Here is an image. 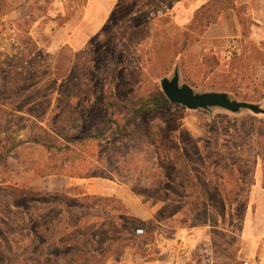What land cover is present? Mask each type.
I'll return each instance as SVG.
<instances>
[{"label":"rangeland","instance_id":"1","mask_svg":"<svg viewBox=\"0 0 264 264\" xmlns=\"http://www.w3.org/2000/svg\"><path fill=\"white\" fill-rule=\"evenodd\" d=\"M180 1L0 0V186L24 190H0V264H186L190 233L231 258L264 171V114L135 110L175 69L264 108V24L209 0L180 26ZM85 179L127 199L63 191Z\"/></svg>","mask_w":264,"mask_h":264},{"label":"crops","instance_id":"2","mask_svg":"<svg viewBox=\"0 0 264 264\" xmlns=\"http://www.w3.org/2000/svg\"><path fill=\"white\" fill-rule=\"evenodd\" d=\"M208 1H180V3L174 6V9H176L174 22L180 26L189 24ZM236 4H248L250 6L249 11L253 14V20L255 21L254 25L260 27L261 24H264V6H261L256 0H236ZM221 19L216 23L224 25ZM218 37L224 39L226 36L219 35ZM85 180L87 181L83 183L79 180L77 182L71 180L64 186L63 191L71 195H87L101 193L104 190V194L127 199L126 190L121 186L100 184L95 180ZM139 216L142 219L148 217L145 216L144 211L139 212ZM231 233L234 232L231 231ZM192 234H189L190 239H186V264H264V171L261 164L257 165L253 173V179L247 193L242 229L237 234L238 239L236 245L238 247H232L234 253H231V258L217 253L214 249L210 251L207 248L198 249L195 244L199 239L196 238L195 233ZM205 236L209 237L205 239L210 240V234H206ZM191 241L193 242L192 246ZM198 252L200 253V257L196 259L195 255Z\"/></svg>","mask_w":264,"mask_h":264},{"label":"water","instance_id":"3","mask_svg":"<svg viewBox=\"0 0 264 264\" xmlns=\"http://www.w3.org/2000/svg\"><path fill=\"white\" fill-rule=\"evenodd\" d=\"M161 88L167 99L174 104H180L190 110L222 108L234 113L249 109L256 114H264L260 104L242 101L223 91L197 92L188 83H181L178 69L174 75L161 79Z\"/></svg>","mask_w":264,"mask_h":264},{"label":"trees","instance_id":"4","mask_svg":"<svg viewBox=\"0 0 264 264\" xmlns=\"http://www.w3.org/2000/svg\"><path fill=\"white\" fill-rule=\"evenodd\" d=\"M214 2H218L220 0H213ZM228 4H233V0L228 1ZM206 5L203 6V8ZM224 8V7H223ZM199 12L197 13V15ZM106 97L111 101L113 94L110 90L106 92ZM170 101L167 99V97L164 95L162 91H158L153 93L150 98L144 99L141 104L138 106L137 110H135V113L138 115H141L145 117L147 120L152 121L156 119L162 110L167 109L170 106ZM13 148H9L7 152H10ZM4 153L0 154V159L3 157ZM0 190L12 192V191H21L22 193L24 190H20L17 187L14 186H0ZM17 200H14L16 202Z\"/></svg>","mask_w":264,"mask_h":264},{"label":"built area","instance_id":"5","mask_svg":"<svg viewBox=\"0 0 264 264\" xmlns=\"http://www.w3.org/2000/svg\"><path fill=\"white\" fill-rule=\"evenodd\" d=\"M136 234L139 236V237H143L146 235V232H145V229L144 228H137L136 230Z\"/></svg>","mask_w":264,"mask_h":264}]
</instances>
